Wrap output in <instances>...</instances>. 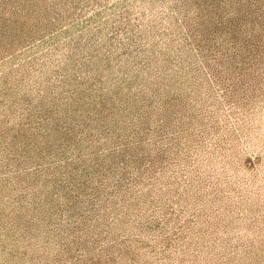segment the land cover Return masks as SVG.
Masks as SVG:
<instances>
[{
    "label": "rangeland",
    "instance_id": "obj_1",
    "mask_svg": "<svg viewBox=\"0 0 264 264\" xmlns=\"http://www.w3.org/2000/svg\"><path fill=\"white\" fill-rule=\"evenodd\" d=\"M0 264H264V0H0Z\"/></svg>",
    "mask_w": 264,
    "mask_h": 264
}]
</instances>
